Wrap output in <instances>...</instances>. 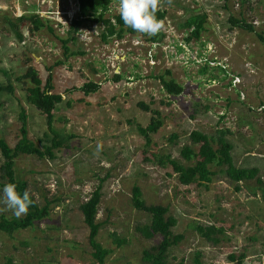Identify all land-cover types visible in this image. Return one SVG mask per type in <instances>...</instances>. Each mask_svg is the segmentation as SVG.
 <instances>
[{
	"label": "rangeland",
	"instance_id": "obj_1",
	"mask_svg": "<svg viewBox=\"0 0 264 264\" xmlns=\"http://www.w3.org/2000/svg\"><path fill=\"white\" fill-rule=\"evenodd\" d=\"M69 2L0 0V85L12 87V93L0 91V139L10 148L16 144L23 109L28 141L40 151L50 146L45 116L27 102L28 70L42 82L50 74L51 93L62 98L52 126L73 136L62 140L52 159L14 160L16 177L35 192L39 207L48 203V214L27 229L0 231V264H98L79 210L98 186L95 240L108 251L104 264H151L144 253L156 254L161 236L146 239L138 232L151 218L134 209V186L146 205L165 206L176 220L172 234L183 239L165 252L167 264H264V45L257 39L264 35V0H164L160 9L167 8L172 33H124L105 42L99 24L84 22L70 33L74 19L69 25L52 20L50 11L63 15ZM198 15L205 16L203 29L191 37L183 25ZM30 17L39 18V29ZM229 17L253 25V32L232 27ZM186 37L184 49L168 48ZM114 75L122 78L115 82ZM161 76L181 85L182 93L164 99ZM86 82L99 89L84 96ZM154 120L161 127L146 146L138 129ZM195 130L208 137L226 131L235 167L256 168L261 183L232 182L224 168L210 165V183L180 185L167 162L158 160L168 156L184 168L194 166V155L185 160L181 150L197 153L189 140ZM2 164L0 154V196ZM0 216L16 218L10 211ZM197 227L210 228V240Z\"/></svg>",
	"mask_w": 264,
	"mask_h": 264
},
{
	"label": "trees",
	"instance_id": "obj_2",
	"mask_svg": "<svg viewBox=\"0 0 264 264\" xmlns=\"http://www.w3.org/2000/svg\"><path fill=\"white\" fill-rule=\"evenodd\" d=\"M79 11L76 19L70 26V33L75 32L82 23L99 24L104 27L102 34V40L105 42L108 37L115 35L117 38H121L122 34H136L133 29L124 25L120 15L115 18V25H112L107 19H104V11L107 9L111 0H79ZM164 13L157 12V17L161 19ZM31 18V19H30ZM27 18L35 25V29H39L40 23L38 17ZM35 19V20H34ZM24 20V19H21ZM34 20V21H33ZM205 21L204 15H198L196 17L189 18L184 23V28L190 29L191 37H197L200 31L203 29ZM228 22L234 28H239L246 32H253V25L246 23L243 20H237L234 17H229ZM191 37H187L186 41H189ZM74 37H70L63 41L66 44L72 41ZM257 39L264 45V35L258 34ZM65 51L68 50L65 48ZM165 76L169 77L170 72L166 71ZM25 79H28L31 84V88L26 89L27 102L41 114L45 116L46 127L48 133L51 135L50 146L45 148L44 151H40L31 144L27 139V126H26V114L23 109L19 114L21 125L19 128L20 138L16 144L10 148L3 140L0 139V154L3 159L1 167L2 177L6 183H14L17 185V190L22 194L26 190V182L17 178L14 170V160L20 155L36 156L38 158H53V150L59 149L64 146L62 140H70L73 136L62 135L54 130L53 123V111L55 106L61 103L62 98L59 94L51 93L53 87L51 84V76L47 75L45 82H42L38 75L33 71L28 70L25 74ZM122 77L120 75H114L113 81H118ZM161 85L167 94L172 96H178L182 93L183 87L176 83L173 79H165L164 76L158 77ZM99 89V85L94 82H86L80 88V92L84 96L95 93ZM0 91H6L12 93V87L10 84L6 86L0 85ZM144 109L146 107L143 106ZM161 127L159 120H154L146 128L138 129V132L142 136L145 145L150 143L149 136L158 131ZM226 131L217 130L214 137H208L206 134L199 131H192L189 134V140L191 143L198 146V151L193 154L192 149L186 147L181 150L182 158L190 160L194 155L196 161L195 165L191 167H182L176 163L169 161L168 156L161 157L158 160V164L163 165L164 161L172 168L173 172L177 174V181L182 186H188L194 181H198L203 184L210 183L212 176L209 166L215 165L224 168L225 176L232 182L238 183L242 181L256 180L261 183L257 178L258 170L256 168H237L233 164L231 150L232 146L225 141L224 137ZM155 159V157H153ZM149 160V159H148ZM100 186L91 194L90 198L79 206V210L83 216V222L88 228V245L91 249V256L98 264H104V259L108 253L103 249L95 240L99 228V224L96 222L97 208L100 202ZM34 200V199H33ZM35 201V200H34ZM131 201L134 209L145 212L150 215V224L138 229V232L146 239L152 238L154 235L161 236V241L155 248L156 254L151 255L147 252L144 253V257L151 260V264H167L164 257L165 252L171 246H175L182 241L181 235H173L171 229L176 226V220L168 215V208L162 205H146L141 199V191L138 187L134 186L131 190ZM48 214V203L39 207L35 202L30 206L29 212L23 218L6 219L0 216V231L6 234H11L17 230H24L33 226L34 221H39L46 217ZM197 232L206 240H210L209 233L210 228L197 227ZM116 243H121L116 239ZM146 258V259H147ZM232 258V257H231ZM233 259V258H232Z\"/></svg>",
	"mask_w": 264,
	"mask_h": 264
},
{
	"label": "clouds",
	"instance_id": "obj_3",
	"mask_svg": "<svg viewBox=\"0 0 264 264\" xmlns=\"http://www.w3.org/2000/svg\"><path fill=\"white\" fill-rule=\"evenodd\" d=\"M170 3L171 0H168ZM163 0H118V13L127 27L142 35L153 36L162 30L164 21L157 17ZM35 192L29 188L21 194L14 183H6L0 196V212L10 211L16 218L29 212L35 203Z\"/></svg>",
	"mask_w": 264,
	"mask_h": 264
},
{
	"label": "built area",
	"instance_id": "obj_4",
	"mask_svg": "<svg viewBox=\"0 0 264 264\" xmlns=\"http://www.w3.org/2000/svg\"><path fill=\"white\" fill-rule=\"evenodd\" d=\"M79 0H70L69 2V6L67 8V10L65 11V13L62 15L61 12H53V11H50L51 12V16H52V20H55V22L57 23V25H64V24H70L71 21L74 19H76L77 17V13L79 11V3H78ZM44 2H47L49 3L50 0H44ZM164 2V0H163ZM117 3H118V0H111V3L109 4V6L107 7V9L104 11V19H107L112 25H115V18L119 15L118 13V10H117ZM239 3H236L235 7L236 8H239ZM165 10H167V8H165L164 10L162 9H159L158 11H160L161 13H164V16L161 18L163 21H164V25L162 28H164L165 30H161L160 32H163L164 34L168 33V31L170 33H172V30L174 29V27L172 25H170L169 23V18L167 17V14H165ZM167 12V11H166ZM73 20V21H74ZM72 25V23H71ZM70 25V26H71ZM255 25V23H254ZM69 26V27H70ZM102 26V25H101ZM168 30V31H167ZM189 31V35L191 34V31H192V28L190 29H187ZM85 32H90V31H86ZM91 33V32H90ZM128 37H131V36H135L137 35L138 33L136 34H129V33H125ZM131 35V36H130ZM187 38V37H186ZM186 39L184 38H181V41H177V42H174L172 44H169L171 45L170 47H168L170 50H173V47L172 46H175V47H181L182 49H184L185 47V41ZM150 41V40H149ZM148 41V42H149ZM115 43L117 44L118 43V39H115ZM134 46H139L140 44L139 43H136V42H133ZM119 45V44H118ZM180 48V49H181ZM166 50V48H163ZM186 50V49H185ZM183 57H181L182 59ZM194 60L196 63H199L200 61L196 60V57H193ZM213 63H210V65L212 66ZM112 66L114 67V64H112ZM115 68V67H114ZM118 68V67H116ZM235 83L236 82H239L237 78H235ZM159 82V88L160 90L164 93V99H170V95H168L166 93V91L164 90L163 86L161 85L160 81Z\"/></svg>",
	"mask_w": 264,
	"mask_h": 264
},
{
	"label": "crops",
	"instance_id": "obj_5",
	"mask_svg": "<svg viewBox=\"0 0 264 264\" xmlns=\"http://www.w3.org/2000/svg\"><path fill=\"white\" fill-rule=\"evenodd\" d=\"M169 95V94H168ZM172 96V95H171Z\"/></svg>",
	"mask_w": 264,
	"mask_h": 264
}]
</instances>
